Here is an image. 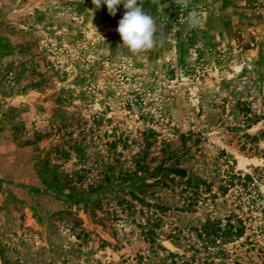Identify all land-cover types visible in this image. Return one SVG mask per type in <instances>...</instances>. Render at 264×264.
Wrapping results in <instances>:
<instances>
[{"label": "rangeland", "instance_id": "1", "mask_svg": "<svg viewBox=\"0 0 264 264\" xmlns=\"http://www.w3.org/2000/svg\"><path fill=\"white\" fill-rule=\"evenodd\" d=\"M142 4L0 0V264H264V0Z\"/></svg>", "mask_w": 264, "mask_h": 264}, {"label": "clouds", "instance_id": "2", "mask_svg": "<svg viewBox=\"0 0 264 264\" xmlns=\"http://www.w3.org/2000/svg\"><path fill=\"white\" fill-rule=\"evenodd\" d=\"M96 9L107 5L110 15L115 16L119 5L126 10L123 18L119 20L118 28L123 47L133 54L153 49L162 43L157 39L159 31L155 19L144 11L142 0H92Z\"/></svg>", "mask_w": 264, "mask_h": 264}, {"label": "trees", "instance_id": "3", "mask_svg": "<svg viewBox=\"0 0 264 264\" xmlns=\"http://www.w3.org/2000/svg\"><path fill=\"white\" fill-rule=\"evenodd\" d=\"M261 136H263L262 139H264V131L261 133ZM252 139H258V138L253 137ZM260 152H261L260 153L261 157L264 158V146H263V148L261 149ZM261 171L264 173V163H263V167L261 168ZM179 172H183L184 173V171H179ZM248 178H250V176L246 174L245 177H244V181H247ZM258 196H259V194H258ZM250 201L253 202L252 205L254 206L256 201L254 199H251ZM259 208H261V213H262L261 214V219H264V204L263 205H259Z\"/></svg>", "mask_w": 264, "mask_h": 264}]
</instances>
